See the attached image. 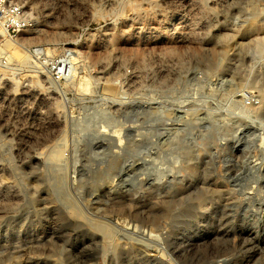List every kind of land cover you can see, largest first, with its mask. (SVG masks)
I'll list each match as a JSON object with an SVG mask.
<instances>
[{"label": "rangeland", "instance_id": "rangeland-1", "mask_svg": "<svg viewBox=\"0 0 264 264\" xmlns=\"http://www.w3.org/2000/svg\"><path fill=\"white\" fill-rule=\"evenodd\" d=\"M23 1L0 264H264V0Z\"/></svg>", "mask_w": 264, "mask_h": 264}, {"label": "built area", "instance_id": "built-area-1", "mask_svg": "<svg viewBox=\"0 0 264 264\" xmlns=\"http://www.w3.org/2000/svg\"><path fill=\"white\" fill-rule=\"evenodd\" d=\"M30 22L31 17L23 0H0V34L7 42L16 43L29 28ZM28 52L43 65L50 81L66 72V60H51V63H47L48 56L41 47L29 48Z\"/></svg>", "mask_w": 264, "mask_h": 264}, {"label": "bare ground", "instance_id": "bare-ground-1", "mask_svg": "<svg viewBox=\"0 0 264 264\" xmlns=\"http://www.w3.org/2000/svg\"><path fill=\"white\" fill-rule=\"evenodd\" d=\"M212 6V5H211ZM149 9V7H148ZM199 9V7H198ZM195 11V10H194ZM180 13V12H179ZM209 18V17H208ZM194 20V19H193ZM196 24V23H195ZM197 25V24H196ZM198 37V36H197ZM189 46V45H188ZM5 49H9V46L8 45H5L4 46ZM166 70V69H165ZM30 148V147H29ZM1 198V197H0ZM15 201L16 198L13 197V198H3V199H0V214H2L4 211H8V210H13L14 206L15 205ZM195 214V210L193 208L192 205H189L187 206L186 210H185V215H194ZM2 217V215H1ZM189 217V216H188ZM179 219L176 218L175 221H178Z\"/></svg>", "mask_w": 264, "mask_h": 264}]
</instances>
